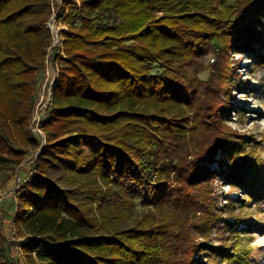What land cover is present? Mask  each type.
Here are the masks:
<instances>
[{"label": "trees", "instance_id": "obj_1", "mask_svg": "<svg viewBox=\"0 0 264 264\" xmlns=\"http://www.w3.org/2000/svg\"><path fill=\"white\" fill-rule=\"evenodd\" d=\"M224 1L65 4L59 18L71 8L67 23L81 27L65 37L43 145L32 124L52 0H0V170L36 151L12 211L27 264H195L194 252L212 247L195 245L192 229L234 226L206 202L210 166L238 182L260 169L245 155L248 137L220 127L229 108H201L196 75L213 44L230 55L263 39L264 0ZM227 74L220 90L230 97ZM145 193L152 210L137 214Z\"/></svg>", "mask_w": 264, "mask_h": 264}, {"label": "rangeland", "instance_id": "obj_2", "mask_svg": "<svg viewBox=\"0 0 264 264\" xmlns=\"http://www.w3.org/2000/svg\"><path fill=\"white\" fill-rule=\"evenodd\" d=\"M70 1L73 4L74 0ZM235 4L236 0L224 1V5L227 7ZM55 6H57V1H55ZM70 9L65 13L66 16L69 15L67 18L62 16L53 23V29H57L60 37L63 38L61 40L62 45L55 48L53 54L49 50V58L47 57L45 66L38 75L37 105L32 130L43 145L46 141L41 122L51 105V89L54 85V78L57 75L61 58L65 57V37L73 27L76 29L81 27L79 20L74 25L67 23L71 18L70 15L74 13ZM262 21L264 24V14ZM259 31L263 39L261 38V40L253 43V50L234 54L236 50L231 49L230 55L222 54L218 46L213 44L210 50L204 52L205 57L201 59V65L198 67L200 72L196 77L199 85L195 83V86L198 85L197 91L201 94V108L205 107L209 114H212L214 110H217L223 104L229 108L225 120L222 122L225 125L220 127L229 129L234 135V140L241 139V136L248 137L245 145V155L252 158V162L255 163L254 166L257 165L260 172L255 178H252L249 173L246 176L247 180L244 176L245 179L238 182L234 179H227L226 175L231 173L230 169H226L217 162L211 164V171L215 173L211 184L213 196L206 199V202L212 203L210 206L213 208L212 212L214 214L224 217L234 226L231 227L223 221L217 224V228L208 230L209 232L205 231L203 233L192 229L191 241L195 245L209 244L212 247V249H209V247L201 246L199 251L194 252L195 264H264V60L262 59L264 57V30L259 29ZM225 61L227 62L225 63ZM225 65L228 68L224 67ZM154 73H161V70L155 67ZM226 73L230 74H227V77L232 81V84H237L231 87L232 95L230 97L227 92L222 90L223 87L220 90ZM201 111L203 110L201 109ZM204 119L201 116L202 126ZM217 120L221 122L219 117H217ZM204 138L201 134V143L207 141ZM249 149H251V152ZM35 158L36 151L29 149L21 164L15 166L11 161L5 162V167L9 168L0 170V191H15L16 185L22 188L23 182L26 181L29 176L28 173L32 170ZM220 158L225 159L222 154L218 159ZM10 166L13 167L10 168ZM153 180H156V177ZM150 195L152 194L145 193L142 198H135V211L137 214L148 213L152 210L153 206L149 201L151 199ZM13 203L15 204L14 198L10 197L4 201L2 206L0 262L5 264H27L19 244L23 238L16 237L15 240H12L9 237V232L14 225L12 213L10 212ZM203 215L199 219L206 222L211 221L210 217H213L206 215L209 218L204 219ZM211 227L214 226H209L208 229Z\"/></svg>", "mask_w": 264, "mask_h": 264}, {"label": "built area", "instance_id": "obj_3", "mask_svg": "<svg viewBox=\"0 0 264 264\" xmlns=\"http://www.w3.org/2000/svg\"><path fill=\"white\" fill-rule=\"evenodd\" d=\"M55 1H57V6H55ZM69 1L70 0H52V11H53V15H52V18H51V20H50V22L48 24V27L53 32L52 34H54L55 36L53 35L54 41H53V45H52V47L50 49L51 54H53L52 52H54V49L55 48L59 47V45H62L61 40H63V38H61L62 36L60 37V35H59V31H57V29H55V28H54L55 30L53 29V27H54L53 23L55 21H57V19L59 18V15L64 11V9H66L67 6L65 4H67ZM80 3H81V0H74L73 1V4L80 5ZM48 58H49V56H48ZM56 74L58 75V72ZM57 75L54 78V80H56ZM53 86L54 85H52V89H51L52 95H53ZM32 173H33V171L31 170L28 173V175L31 176ZM20 188H21V186L16 185L15 191H11V190H3V191H0V217L3 214L2 206H3L4 201L7 200L10 197H13L14 198V202L16 204V202H17L16 201L17 200L16 197H17L18 192L20 191ZM9 237L12 240H15L16 239L17 232H16V229H15V225H13V228L9 232Z\"/></svg>", "mask_w": 264, "mask_h": 264}, {"label": "crops", "instance_id": "obj_4", "mask_svg": "<svg viewBox=\"0 0 264 264\" xmlns=\"http://www.w3.org/2000/svg\"><path fill=\"white\" fill-rule=\"evenodd\" d=\"M14 203L12 204V208H11V210H10V212L12 213V211H13V208H14Z\"/></svg>", "mask_w": 264, "mask_h": 264}]
</instances>
